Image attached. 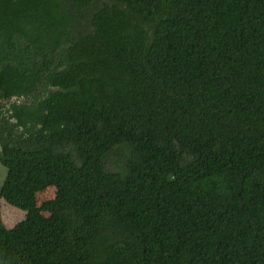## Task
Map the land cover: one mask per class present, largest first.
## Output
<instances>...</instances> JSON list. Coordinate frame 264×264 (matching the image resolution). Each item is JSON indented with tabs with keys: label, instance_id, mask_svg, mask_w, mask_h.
Returning a JSON list of instances; mask_svg holds the SVG:
<instances>
[{
	"label": "trees",
	"instance_id": "trees-1",
	"mask_svg": "<svg viewBox=\"0 0 264 264\" xmlns=\"http://www.w3.org/2000/svg\"><path fill=\"white\" fill-rule=\"evenodd\" d=\"M0 165V264H264V0H0Z\"/></svg>",
	"mask_w": 264,
	"mask_h": 264
},
{
	"label": "rangeland",
	"instance_id": "rangeland-1",
	"mask_svg": "<svg viewBox=\"0 0 264 264\" xmlns=\"http://www.w3.org/2000/svg\"><path fill=\"white\" fill-rule=\"evenodd\" d=\"M21 101V100H18ZM6 169L0 165V187L5 179ZM56 189L54 186H48L37 193V205H41L45 200L51 199L55 196ZM47 215L46 211L42 212ZM25 212L17 207H14L3 199H0V216L7 228L14 226L18 221L24 217Z\"/></svg>",
	"mask_w": 264,
	"mask_h": 264
}]
</instances>
